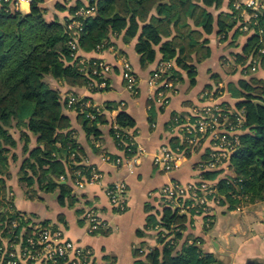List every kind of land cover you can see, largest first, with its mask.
I'll return each instance as SVG.
<instances>
[{"label":"trees","instance_id":"1","mask_svg":"<svg viewBox=\"0 0 264 264\" xmlns=\"http://www.w3.org/2000/svg\"><path fill=\"white\" fill-rule=\"evenodd\" d=\"M222 1L91 0L90 4L96 5V11L82 18L84 27L80 32L79 45L88 51L107 47L110 35L124 30L125 39L129 41L137 35L142 21L144 24L136 45L142 66L156 59L155 46L161 44L162 60L176 59L179 67L188 70L191 82L194 83V63L211 54L208 40L202 39L204 33L214 29V15L207 7L219 6ZM43 2L31 0V11L22 13L14 9L10 1H0L1 221L19 218L23 213L15 209L11 197L6 194L5 176L10 174L9 151L17 144L12 129L26 128L38 136V145L30 151L20 173V179L26 182V191L30 197L37 195L38 187L46 192L58 193L61 205H65L66 201L73 205L77 197L72 193L73 185L68 180L74 183L79 177L77 171L88 177L94 165L83 161L86 150L77 141L71 119L64 109L67 105L74 108L87 135L99 138L102 132L100 124L107 122L104 108L112 107L110 104L101 107L89 97L80 96L70 105L69 98L63 97L62 91L53 84L55 80L71 86L88 83V75L80 70V56L75 58L72 55L69 43L72 30L68 28L69 22L79 18L74 15L75 11L87 4V0H75L70 4L71 14L65 24L47 20ZM232 3L230 12L219 15L220 32L227 35L236 27L235 36L241 33L249 35L243 52L257 57L260 61L257 62V68H264V33L259 31L264 26V9L259 14L257 24L252 23L250 30H242L243 17ZM57 6L60 9L66 8L62 3H57ZM154 9L156 13H152ZM187 16L191 18V25ZM171 23L176 34L163 41L173 32ZM241 58L244 59L243 56ZM98 60L92 59V62ZM252 65L251 61L245 69L251 72ZM173 76L174 81L179 82L182 72L173 68ZM234 89L243 97L237 102V109L245 110V122L238 134L240 144L231 157L229 168L232 172L224 176L223 168L203 172L205 178L217 182L219 192L224 195L220 204L229 205L231 209L264 200V75L252 74L249 78H241ZM93 91H98V88ZM87 101L91 104L88 105ZM116 122L119 128H111V134L118 147L130 153L127 150L128 143L136 121L131 114L121 109ZM22 137L28 142V132H22ZM62 175L67 180L65 183L57 181ZM190 215L177 214L169 204H165L157 213L150 212L145 226L147 229H154L160 224L178 230L174 231L175 237L168 240L160 237L162 247L147 252V261H139V264H222L212 253H205L197 243H180L183 230L191 221ZM42 222L44 225L50 224L45 220Z\"/></svg>","mask_w":264,"mask_h":264},{"label":"crops","instance_id":"2","mask_svg":"<svg viewBox=\"0 0 264 264\" xmlns=\"http://www.w3.org/2000/svg\"><path fill=\"white\" fill-rule=\"evenodd\" d=\"M74 1L44 0L45 18L65 24L71 14L69 6ZM236 1L223 0L219 6L207 7L214 15V29L210 33H204L202 39L208 40L211 54L194 63L196 67L194 83L191 82L188 70L179 67L176 59H171L174 67L182 72V76L181 80L176 82L175 88L169 91V103L164 106L151 100V97L155 96V88L149 82L152 72L162 62L161 44L155 46L156 59L144 67L141 64V55L136 49L144 24L142 21L137 35L129 41L125 39L124 30L118 34H111L107 47L91 51L80 48L78 52L80 57L90 60L103 59L112 64L113 69L105 88L93 91L86 84L71 86L63 81H53L54 86L62 91L65 98L74 93L80 97H89L94 104L101 107L112 105L104 108L107 122L100 124L102 132L99 138L87 135L74 108L67 105L64 109L71 119V127L75 130L77 141L86 150L83 161L93 164L101 173L99 181L89 182L84 188H77L71 179L68 183L73 185L72 193L77 198L80 195L84 196L90 205L96 206L108 222L105 229L95 233L89 231V224L82 216L81 198L73 205H69L67 201L65 205H61L58 193L41 190L36 183L38 193L34 198L30 197L26 191L27 187L22 184L20 173L30 151L38 145V136L26 128L16 127L12 129V133L17 144L9 151L10 174L8 177L5 176L6 194L11 197L15 209L41 222L45 220L59 227L64 230L66 237L91 248L95 253V264H139V261H147V252L157 247L161 248L162 244L156 237L157 232L145 226L150 212L157 213L164 206H158L160 204V201H157L158 192L153 195L155 202L148 200L149 192L172 179L182 182L193 180L198 174L197 165L207 146L182 158L179 166L170 171L161 170L153 162L154 152L171 139L170 130L174 119L190 115L191 108L200 103L208 87L216 90L217 102L236 109L237 102L243 98L234 89L238 81L241 78H249L252 74L264 75V68L261 67L254 70L255 73L245 69L251 61H259L257 57H252L253 54L247 55L243 52L249 35L241 33L235 36L236 27L226 35L225 32H220L218 27L219 15L230 12L231 3ZM57 3L64 4L66 8H58ZM14 9L29 13L31 1L23 0ZM153 12L156 13V10ZM186 19L191 25V18L187 16ZM171 27L173 30L171 36L165 37L163 41L176 34L173 23ZM124 60H129L133 64L138 76L139 85L136 93L126 87L121 72ZM121 109L134 117L136 123L131 130L134 131L137 142L146 150L137 165L114 164L104 158L106 154L117 156L123 153L110 131ZM25 131L29 134L28 142L22 137V132ZM226 168V173L232 172L229 163ZM119 180H124L129 188L128 209L125 212H117L113 208L106 191L109 184ZM57 181L65 183L67 180L62 175ZM149 206L152 207L150 210ZM228 206L219 203L208 223L205 216L191 217V221L183 230L180 243L184 241L194 243L197 239L195 243L205 253H212L222 264H264V200L243 204L234 209Z\"/></svg>","mask_w":264,"mask_h":264},{"label":"built area","instance_id":"3","mask_svg":"<svg viewBox=\"0 0 264 264\" xmlns=\"http://www.w3.org/2000/svg\"><path fill=\"white\" fill-rule=\"evenodd\" d=\"M4 1H10L13 7L17 8L23 0ZM90 1L87 0V4H83L75 11L74 15L79 18L68 23V28L72 30L69 43L75 58L79 56V36L84 27L82 18L91 16L96 11V5L90 4ZM234 6L240 10L243 17L241 28L250 30L252 23L257 24L259 14L264 9V0H237ZM259 31L264 33V26L260 27ZM79 63L80 70L89 77L87 86L91 90L107 86L108 76L113 69L112 64L103 59L92 62L84 57L79 58ZM173 68L171 60L162 61L149 79L150 84L156 89L155 96L151 97V100L163 106L169 101V91L176 85ZM252 69H257V61H253ZM121 72L126 87L133 93L138 92V76L129 60L123 61ZM97 74L99 76H96ZM211 93L213 92H206V94ZM68 98L71 105L77 101L78 96L71 93ZM87 104H91L90 101H87ZM244 122V109L232 110L221 102L198 103L190 115L185 118H175L170 130L171 139L163 143L153 154V162L161 170L170 171L178 167L180 160L190 153H197L205 146L207 149L198 162V174L195 178L189 182L172 179L165 183L157 199L158 202L160 201L158 206L169 204L179 215L194 211L209 216L207 219L210 220L216 204L220 203L224 195L219 192L217 182L205 178L203 172L208 169L223 168L222 176L226 175L227 164L230 165L232 154L240 144L238 134ZM113 127L119 128L116 120ZM128 144L127 150L131 151L130 153L122 148L121 155L106 154L104 158L114 164L137 165L146 150L137 142L135 133H132ZM77 174L79 177L74 181L77 188H84L89 182L101 179V173L95 166L88 177L81 175L80 171H77ZM126 189L127 184L124 180L115 181L106 187L111 204L118 212L127 209ZM84 216L91 233L100 232L108 226V222L94 205L86 207ZM153 230L157 233L161 232L163 236L168 235L165 239L168 240L175 237L174 231L178 229L157 224ZM95 262V253L91 248L66 237L64 230L55 225H44L25 213H21L19 218L0 220V264H95Z\"/></svg>","mask_w":264,"mask_h":264},{"label":"rangeland","instance_id":"4","mask_svg":"<svg viewBox=\"0 0 264 264\" xmlns=\"http://www.w3.org/2000/svg\"><path fill=\"white\" fill-rule=\"evenodd\" d=\"M163 61V60H162ZM161 63V62H160ZM159 66V65H158ZM174 66V65H173ZM175 68V67H174ZM256 71V70H255ZM255 71L252 69L251 70V72H253V73H255ZM155 91H156V89H155ZM206 92H213V93H211V94H206ZM217 92H216V90H213V89H206L205 91H204V93H203V96H202V99L200 100V104H204V103H208V102H217ZM158 103V102H157ZM168 103H169V101H168ZM195 106H193L192 108H191V112H192V110H193V108H194ZM229 109H231V108H229ZM233 110V109H232ZM22 184L23 185H25V186H27L26 185V182H22ZM127 184V183H126ZM165 185V184H164ZM164 185H162V186H160L158 189H156V190H153V191H151V192H149V196H148V200H150L151 202H155V198H154V193H160V190L163 188V186ZM127 209H128V198H129V188H128V186H127ZM1 191V190H0ZM80 198H81V201H82V203H83V210H82V216L84 217V219H85V216H84V214H85V209H86V207L87 206H91L87 201H86V199H85V197L84 196H79V198H77V199H79L80 200ZM111 202V201H110ZM216 205H219V203H217ZM95 206V205H94ZM96 207V206H95ZM114 208V207H113ZM115 209V208H114ZM127 209H125V211L127 210ZM116 210V209H115ZM117 211V210H116ZM125 211H123V212H125ZM99 212V211H98ZM118 212V211H117ZM100 213V212H99ZM101 214V213H100ZM186 214V213H185ZM191 215V217H194V216H203L204 217V215L202 214V213H198V212H194L193 211V213L191 212L190 213ZM207 217H209V216H205V219H206V221H207V223L210 221V220H208L207 219ZM213 217V215H211L210 216V218H212ZM192 219V218H191ZM86 220V219H85ZM149 230H151V229H149ZM154 232H156L155 230H154ZM167 236L168 235H166V236H163V235H161L160 233H156V237H157V239H158V241H159V238L160 237H163L164 238V240L167 238ZM173 236H175V233L173 234ZM196 240L197 239H195L194 240V242H196ZM192 242H193V240H191ZM160 242V241H159ZM161 243V242H160Z\"/></svg>","mask_w":264,"mask_h":264}]
</instances>
